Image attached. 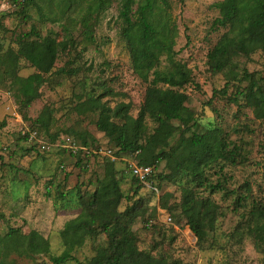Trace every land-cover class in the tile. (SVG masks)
<instances>
[{
	"label": "rangeland",
	"instance_id": "rangeland-1",
	"mask_svg": "<svg viewBox=\"0 0 264 264\" xmlns=\"http://www.w3.org/2000/svg\"><path fill=\"white\" fill-rule=\"evenodd\" d=\"M19 1L0 0V123L6 122L0 129V234L10 227L24 233L37 230L49 239L51 254L60 255L65 249L61 231L80 214V195L87 198L96 191L107 160L89 158L78 165L66 153L43 154L23 132L36 130L48 140L69 136L87 140L93 148H116L97 128L99 113L90 111L89 102L96 99L111 109L130 104V114L137 118L148 85L134 73L122 38L120 0H111L100 12H92V0H33L25 6L18 5ZM169 1L178 29L176 60L194 77L193 85L184 90L189 94L187 107L201 131L215 126L223 129L231 148L237 149V164L222 162L207 173L221 189H195L199 198L219 206L215 228L207 229L200 245L181 212L187 178L156 180L159 197L150 185L138 187L126 161H113L124 195L118 212L137 208L130 220L137 247L163 264H264V251L243 231L252 199L264 201V119L257 118L245 98L237 95L249 82L231 74L240 76L247 71L264 79V53L236 57L230 71L213 74L208 54L226 31L213 27L219 16L214 5L222 0ZM32 31L31 40L48 37L67 42L69 48L59 53L54 69L39 87L38 98L27 105L19 96L18 79L38 72L21 54V40ZM182 130L180 121L161 125L147 118L142 143L153 140L156 154L170 151ZM121 158L137 161L136 154ZM154 167L157 174L170 173L164 160L156 161ZM241 196L246 199L240 202ZM107 246L108 236L99 230L74 251L75 260L66 264H88ZM16 260L17 264H52L47 256Z\"/></svg>",
	"mask_w": 264,
	"mask_h": 264
},
{
	"label": "trees",
	"instance_id": "trees-1",
	"mask_svg": "<svg viewBox=\"0 0 264 264\" xmlns=\"http://www.w3.org/2000/svg\"><path fill=\"white\" fill-rule=\"evenodd\" d=\"M32 2L33 0H22L18 5L25 6ZM110 2L111 0H92L90 8L92 12H100ZM120 2L119 19L123 22L121 33L131 56L133 71L148 85L144 103L137 118L131 116V105L126 103L111 109L92 99L88 107L90 111L99 113L97 128L116 146L108 148L114 152L116 161L124 160L128 167L129 162H136L140 166L153 168L154 173L146 183H141L132 175L138 187L150 185L153 188L150 189L160 197V186L156 184V180L160 183L189 179V185L183 187L181 212L200 245L206 240L207 229L215 228L219 206L208 198H199L195 189H221L222 185H214L207 173L222 162L237 164V149L231 148L222 128L215 126L202 131L198 129L200 124L193 111L187 107L189 94L184 90L193 85L194 77L186 65L176 60L178 29L172 16L170 1ZM214 8L219 11V16L213 22V27L226 31L208 54L209 68L213 74L231 69L236 57L264 53V0H222ZM33 32L21 40V54L38 71L26 79H18L21 84L19 96L27 105L38 98L39 87L46 82L45 75L54 69L59 53L66 52L69 48L67 42L51 41L48 37L40 41L31 40ZM86 35L90 37L88 31ZM231 74L235 79L249 82L237 95L245 98V104L253 109L257 118L264 119V79L247 71H243L240 76L234 72ZM237 100L238 97H235V101ZM147 118L161 125L180 121L183 130L178 144L171 147L170 151L156 154L152 147L153 140L142 143ZM5 126L6 122L0 123V129ZM194 128L197 130L193 131ZM188 133L191 134L188 136ZM67 138L69 136L55 135L52 139L45 140L50 144H61ZM74 141L79 147L77 152L68 148H60L57 152L76 158L78 165L89 158L107 161L104 160V174L98 179L96 191L87 198L80 195V214L67 221L61 231L64 251L60 255H52L50 241L41 232L32 230L24 233L21 228L10 227L5 234H0V264H17L16 258L35 260L42 256L49 257L52 264H66L75 260L74 251L82 248L87 239L99 230L107 234L108 246L101 247L88 264H163L137 247L136 236L130 229V220L137 208L134 206L118 212L124 195L117 178L116 162L98 154H88L87 151L98 150L99 147H91L92 144L87 140ZM32 146L47 154L37 145ZM129 154H136L137 161L121 158V155ZM160 160L168 163V175L156 173L154 163ZM245 199L246 196L239 197L240 202ZM246 215L243 231L246 230L247 236H251L256 246L264 251V201L253 198L251 209Z\"/></svg>",
	"mask_w": 264,
	"mask_h": 264
},
{
	"label": "built area",
	"instance_id": "built-area-1",
	"mask_svg": "<svg viewBox=\"0 0 264 264\" xmlns=\"http://www.w3.org/2000/svg\"><path fill=\"white\" fill-rule=\"evenodd\" d=\"M23 136L28 140V142L32 145H37L38 148L45 153H50L52 150L58 151L60 148H68L72 149L75 152L79 150L76 142L67 138L61 144H50L44 138L39 137L36 131H24ZM88 154H98L104 157L110 158L112 161H116L114 156V152L111 149H98L93 151H87ZM129 167L132 175L135 178H138L141 183H146L149 177H151L154 173V170L150 166H140L136 162H129ZM167 220L170 221L171 218L167 217Z\"/></svg>",
	"mask_w": 264,
	"mask_h": 264
}]
</instances>
